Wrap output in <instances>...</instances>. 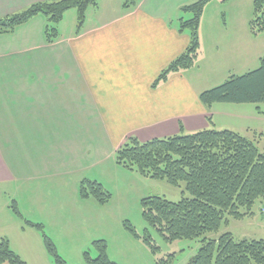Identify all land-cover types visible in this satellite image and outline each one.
Masks as SVG:
<instances>
[{
	"label": "crops",
	"instance_id": "1",
	"mask_svg": "<svg viewBox=\"0 0 264 264\" xmlns=\"http://www.w3.org/2000/svg\"><path fill=\"white\" fill-rule=\"evenodd\" d=\"M42 1L48 0H0V17ZM194 1L136 0L125 8L123 0H97L79 30L62 32L60 22L51 42L43 14L0 34L1 196L19 193L38 210L55 213L53 189L69 177L79 185L83 179L101 184L103 167L127 137L146 141L209 128L243 134L253 127L259 115L249 103L206 106L199 94L259 65L264 33L250 30L254 0L209 1L200 19L197 62L156 83L189 45L179 21L187 19L181 7ZM68 12L74 22L76 13ZM76 185L75 210L84 218L96 203L80 198ZM32 213L23 215L46 227ZM57 226L52 220L48 228Z\"/></svg>",
	"mask_w": 264,
	"mask_h": 264
},
{
	"label": "trees",
	"instance_id": "2",
	"mask_svg": "<svg viewBox=\"0 0 264 264\" xmlns=\"http://www.w3.org/2000/svg\"><path fill=\"white\" fill-rule=\"evenodd\" d=\"M211 0H196L181 7L190 14L180 19L179 30H187L190 42L187 49L174 59L159 75L156 83L165 80L170 72L191 68L200 56L199 25L204 6ZM226 2L227 0H221ZM136 0H123V7L130 8ZM97 0H48L36 2L20 12L0 17V34L12 32L17 26L37 14L47 18L46 40L57 36V25L65 11H77V29L83 24L88 7ZM250 30L254 35L264 33V0L252 4ZM200 101L212 103H261L264 102V56L254 70L242 75H231L221 84L199 94ZM256 140L230 129H203L194 133L152 138L140 141L130 136L115 152L116 163L124 168L155 179H165L172 185L184 182L189 197L171 202L163 196H148L141 200L142 217L156 228L168 241L196 238L207 232L217 231L226 215L240 218L250 213L254 202L264 198V151ZM79 196L103 205L110 193L97 181L83 179ZM14 213L23 218L15 203ZM243 210V211H242ZM24 224L42 233L45 245L56 264H68L56 251L54 243L44 233L40 223L23 219ZM125 227L137 236L128 224ZM143 241L153 251L155 246L146 236ZM98 251L95 258L88 252L84 257L90 264H118L107 255L105 240H94ZM159 259L157 264H168ZM0 262L27 264L9 245L7 238L0 239ZM187 264H264L263 239H235L225 232L218 238L203 237L197 253Z\"/></svg>",
	"mask_w": 264,
	"mask_h": 264
},
{
	"label": "rangeland",
	"instance_id": "3",
	"mask_svg": "<svg viewBox=\"0 0 264 264\" xmlns=\"http://www.w3.org/2000/svg\"><path fill=\"white\" fill-rule=\"evenodd\" d=\"M220 2L222 3L221 0ZM68 11L76 13L75 18L72 16L75 23L68 18L69 13H71ZM68 11L63 14L60 20L62 32L77 29V11L75 8ZM189 16V13L187 15L185 13V18ZM1 77H8V75H1ZM247 107H252L259 115V119L253 120V127L248 129L247 133L243 132L242 135L250 140H256V146L263 152L264 102L249 103ZM115 163V157L111 161L109 160V163L103 167L106 168L103 179L102 177L101 179L98 178L104 189L110 193L108 202L103 205L95 202L96 204L85 213L86 218H83L79 207L77 211L75 210L77 206L74 199H77L75 193L77 187L75 191L73 189L75 184L79 185V183H75L71 177L66 178V182H61L59 190L55 187L51 192L55 196V205L58 209L55 213H51L49 209L47 211V208L38 210L36 205H30L27 199H23L19 193L14 198L8 193L0 195V236L4 237V232H8L11 249L27 264H56L40 231L36 229L26 230V228L25 232L21 230L22 227H27L23 219H28L25 215L31 214L32 210V214L39 216L46 223V227L44 224L42 225L44 233L54 243L57 253L68 264H90L84 257V252H88L93 258L97 256L98 251L92 245L94 240H105L108 257L118 264H157L159 259H168L169 255L171 257L168 264H187L197 253L203 237L216 239L225 232L231 233L235 239L264 240V216L262 215L264 198L257 199L250 213L240 218L226 215L217 231L207 232L205 235L196 238L166 240L156 228L149 225L142 217L141 200L148 196L157 195L163 196L171 202H177L182 197H189L185 191L184 182L172 185L165 179L151 178ZM96 170L93 168L92 172ZM99 170L104 171L101 168ZM45 198L46 202L51 201L49 197ZM4 203L7 205L6 207L3 205ZM13 203L16 204L23 218L14 213ZM6 217H8V225L4 229ZM86 219L92 223H88ZM52 220L58 226L50 230L48 225L51 224ZM126 224L135 230L137 236L125 227ZM144 236L149 238L156 247L155 251L143 241ZM80 241L87 242V245L82 248L76 247ZM69 243L73 245L69 246ZM0 264L8 263L0 262Z\"/></svg>",
	"mask_w": 264,
	"mask_h": 264
},
{
	"label": "built area",
	"instance_id": "4",
	"mask_svg": "<svg viewBox=\"0 0 264 264\" xmlns=\"http://www.w3.org/2000/svg\"><path fill=\"white\" fill-rule=\"evenodd\" d=\"M262 214L264 215V209L262 210Z\"/></svg>",
	"mask_w": 264,
	"mask_h": 264
}]
</instances>
